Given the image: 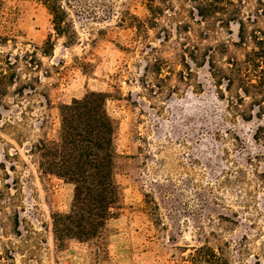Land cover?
<instances>
[{"label": "rangeland", "instance_id": "374dc122", "mask_svg": "<svg viewBox=\"0 0 264 264\" xmlns=\"http://www.w3.org/2000/svg\"><path fill=\"white\" fill-rule=\"evenodd\" d=\"M1 1L16 80L0 96V264H181L205 242L264 264V110H230L209 73V47L224 63L237 25L198 23L192 0H59L68 40L39 2ZM257 1L242 0V18ZM48 38L52 54L26 64ZM91 92L106 96L119 198L102 236L78 241L54 236L74 187L36 146L57 147L60 108Z\"/></svg>", "mask_w": 264, "mask_h": 264}, {"label": "trees", "instance_id": "16d2710c", "mask_svg": "<svg viewBox=\"0 0 264 264\" xmlns=\"http://www.w3.org/2000/svg\"><path fill=\"white\" fill-rule=\"evenodd\" d=\"M42 4L52 17L57 35L70 39V25L66 11L59 0H34ZM198 23L221 28L235 23L237 41L219 45L220 53H226L224 63L217 64L216 48L209 47L210 76L220 100L241 117L248 109L264 110V0H258L253 12L241 16L242 0H192ZM11 18L4 14L0 0V29L10 32ZM8 35H0V45L12 41ZM230 48H234L231 50ZM49 57L53 44L48 38L40 48L26 51L22 60L26 64H41L37 52ZM219 53V52H218ZM238 53H240L238 55ZM27 58L30 60L28 61ZM191 60H195L193 55ZM15 63L0 52V96H4L16 80ZM189 69V63H182ZM227 97L225 98V95ZM234 94V95H232ZM218 96V95H217ZM250 101L246 103V100ZM106 96L91 92L80 102L60 108L59 143L48 150L39 143L36 148L44 159L46 173L55 175L74 187V205L71 214L58 216L53 221L54 236L65 234L68 238L87 241L102 236L110 211L118 201V188L113 177V125L105 109ZM250 116L251 113H248ZM224 247H228L224 243ZM225 248H214L205 242L190 249L180 257L181 264H231Z\"/></svg>", "mask_w": 264, "mask_h": 264}]
</instances>
